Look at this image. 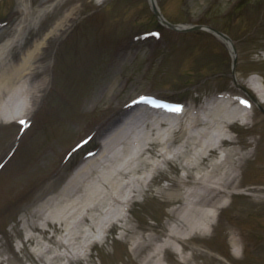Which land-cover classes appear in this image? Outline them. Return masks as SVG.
<instances>
[{
    "label": "rangeland",
    "instance_id": "obj_1",
    "mask_svg": "<svg viewBox=\"0 0 264 264\" xmlns=\"http://www.w3.org/2000/svg\"><path fill=\"white\" fill-rule=\"evenodd\" d=\"M158 1L171 22L211 23L231 34L241 81L248 82L254 72L264 76V0ZM44 7L52 10L34 24ZM0 21L8 22L0 28V44L22 29L8 60L19 64L35 42L44 40L47 45L30 61L46 69V77L39 75L35 84L46 80L43 90L36 91L39 109L23 138L18 139L16 123L3 119L23 114L22 97L6 95L0 100V159L17 144L15 155L0 170V264H47L49 257L65 252L58 242L64 238V232L59 231L63 224L55 211H48L52 214L48 220L38 209L76 175L85 158L83 152L100 148L127 103L150 93L200 107L216 90L233 88V58L228 46L205 30L173 34L162 27L161 38L145 36L161 25L149 0H0ZM56 26L65 30L55 35V29L45 38ZM3 68L0 62V70ZM234 129L240 145L251 142L248 148L255 146V154L244 168L243 184L264 183V113L257 107L253 123H236ZM90 134L93 138L82 153L65 161L66 153ZM166 166L127 213L130 225L139 233L165 231L172 222L167 198L158 188L175 182L179 168L176 162ZM164 177L169 183L163 182ZM238 193L242 194L228 197L214 235L195 237L205 241L199 246L203 254L199 252L195 259L191 255L189 264H230L219 255L233 258L229 230L258 242L236 261L264 264V191ZM120 224L117 222L91 251H80L69 261L57 258L56 264H141V255L137 257L131 249L133 233L127 235ZM87 237L82 234L74 246L85 244ZM46 247L51 250L44 252ZM168 256L177 260L174 252L168 251Z\"/></svg>",
    "mask_w": 264,
    "mask_h": 264
},
{
    "label": "bare ground",
    "instance_id": "obj_2",
    "mask_svg": "<svg viewBox=\"0 0 264 264\" xmlns=\"http://www.w3.org/2000/svg\"><path fill=\"white\" fill-rule=\"evenodd\" d=\"M15 40L16 37L9 38L0 45V59ZM41 44H35L21 64L7 65L0 74V100L5 94L29 95L34 90L27 86V80L19 81L26 73L34 74L27 62L37 56ZM239 109L220 100L217 104L211 102L201 112L185 110V120L176 123L166 117H152L143 110L127 117L126 124H121L103 141L100 157L91 158L60 193L50 197L38 209L39 215H46L48 220L52 216L48 211H55L63 224L59 231L64 232V238L58 242L65 252L49 257L47 264H55L57 258L70 259L76 254L79 249L74 244L82 234L105 231L107 222L114 224V217L122 219L121 207L133 202L146 189L149 185L147 176L173 161L185 174L178 177L177 186L162 189L169 193L175 191L168 197L173 220L169 230L141 234L128 220L124 228L135 237L131 249L137 257L141 255V264H174L163 256L168 250L180 254V259L188 262L189 255L184 252L188 249L187 241L197 232H209L218 209L227 204L225 197L240 187L243 164L253 155L244 149V145L238 146L239 141L227 130L242 115ZM25 111L32 110L27 107ZM163 129L167 131L163 132ZM178 131H183L179 139ZM135 139H138L137 145ZM135 147L139 150L138 155L129 159L128 155L136 150ZM146 153L151 156L147 157ZM232 241L238 244L235 237ZM180 243H183V250ZM91 244L93 241L85 246ZM48 249L51 250L46 247L44 252Z\"/></svg>",
    "mask_w": 264,
    "mask_h": 264
},
{
    "label": "snow or ice",
    "instance_id": "obj_3",
    "mask_svg": "<svg viewBox=\"0 0 264 264\" xmlns=\"http://www.w3.org/2000/svg\"><path fill=\"white\" fill-rule=\"evenodd\" d=\"M174 110L178 111L179 109H174Z\"/></svg>",
    "mask_w": 264,
    "mask_h": 264
}]
</instances>
